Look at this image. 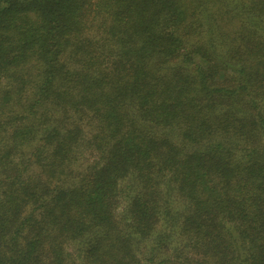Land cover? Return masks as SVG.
Segmentation results:
<instances>
[{
  "label": "trees",
  "instance_id": "16d2710c",
  "mask_svg": "<svg viewBox=\"0 0 264 264\" xmlns=\"http://www.w3.org/2000/svg\"><path fill=\"white\" fill-rule=\"evenodd\" d=\"M0 264H264V0H0Z\"/></svg>",
  "mask_w": 264,
  "mask_h": 264
}]
</instances>
